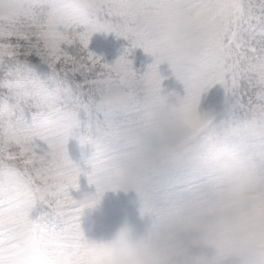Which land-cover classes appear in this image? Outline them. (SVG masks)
Returning a JSON list of instances; mask_svg holds the SVG:
<instances>
[{
	"label": "snow or ice",
	"instance_id": "6c2138e0",
	"mask_svg": "<svg viewBox=\"0 0 264 264\" xmlns=\"http://www.w3.org/2000/svg\"><path fill=\"white\" fill-rule=\"evenodd\" d=\"M97 32L131 47L109 63L89 47ZM135 48L155 58L143 74L128 58ZM164 62L185 96L162 94ZM116 82L129 101L109 109L101 97ZM217 84L223 106L202 111ZM146 94L161 105L145 109ZM73 138L92 148L88 170L69 154ZM222 138L264 168V0H109L86 17L68 0H25L0 16V264H74L90 243L81 217L106 191L130 189L159 264H264V249L242 241L228 260L198 218L223 180L212 151ZM81 175L96 189L88 203L71 191Z\"/></svg>",
	"mask_w": 264,
	"mask_h": 264
},
{
	"label": "clouds",
	"instance_id": "9594fccd",
	"mask_svg": "<svg viewBox=\"0 0 264 264\" xmlns=\"http://www.w3.org/2000/svg\"><path fill=\"white\" fill-rule=\"evenodd\" d=\"M24 3L25 0H0V16L15 15ZM68 3L72 13L86 17L102 12L109 0H68ZM129 95L128 87L116 82L104 91L101 103L109 109L123 108ZM142 103L152 111L161 105V99L146 94ZM46 123L53 125L51 118H46ZM212 151L214 166L223 180L200 203L197 214L222 241L226 258L238 261L241 241L244 248L257 252L264 249V168L252 167L242 160L229 139L218 140ZM81 198L90 202L89 193H82ZM101 199L87 211L99 207ZM89 241L87 248L74 257V264H159L161 259L146 235H137L127 223L110 238Z\"/></svg>",
	"mask_w": 264,
	"mask_h": 264
},
{
	"label": "rangeland",
	"instance_id": "374dc122",
	"mask_svg": "<svg viewBox=\"0 0 264 264\" xmlns=\"http://www.w3.org/2000/svg\"><path fill=\"white\" fill-rule=\"evenodd\" d=\"M95 41L99 45L101 44L100 38ZM90 49L93 52L95 51L92 47H90ZM130 55L134 56L136 59L138 58L140 61L139 64L142 70L137 71L140 74L146 72L148 66L154 63L155 60V58L146 53L143 48L132 49ZM159 71L161 76L164 77L162 80L163 95L174 93L183 97L187 94L184 84L177 80L167 62L160 64ZM214 104L217 105L219 102H215ZM79 147L80 143L75 138L71 139L67 145L72 160L81 169L88 170V161L92 156V152L87 153L83 147V150L79 149ZM78 184L79 191L76 189L71 190L73 196L77 198H79L82 193H94L96 191L95 186L89 183V179L86 175H81L79 177ZM125 223L129 224L136 234L141 230L142 233H140V235L146 234L151 226V220L141 214L140 197L135 189H130L128 191H106L101 199L99 207L92 211H86L81 217V226L89 239L110 238Z\"/></svg>",
	"mask_w": 264,
	"mask_h": 264
},
{
	"label": "trees",
	"instance_id": "16d2710c",
	"mask_svg": "<svg viewBox=\"0 0 264 264\" xmlns=\"http://www.w3.org/2000/svg\"><path fill=\"white\" fill-rule=\"evenodd\" d=\"M100 38L101 44L96 43L95 40ZM131 43L128 39L123 36L118 37L114 32H97L91 38V43L89 47H92L98 55H101L107 60L109 63L114 62L116 59L120 57L121 54L124 53L127 47H130ZM129 59L132 61V66L134 70L141 71L140 61L138 58H134V56L129 55ZM225 100V92L222 85H215L211 89L208 90L207 93L202 97L200 108L202 111H210V110H220L224 104ZM215 102H219V104L215 105ZM87 153H91V146H87V148L83 147ZM83 148L79 147V149L83 150ZM77 198V197H76ZM36 213L34 214V216ZM137 235L142 233L141 230L137 232Z\"/></svg>",
	"mask_w": 264,
	"mask_h": 264
}]
</instances>
